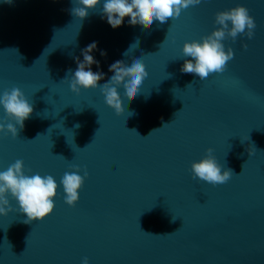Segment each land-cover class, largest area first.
<instances>
[{
	"label": "water",
	"instance_id": "obj_1",
	"mask_svg": "<svg viewBox=\"0 0 264 264\" xmlns=\"http://www.w3.org/2000/svg\"><path fill=\"white\" fill-rule=\"evenodd\" d=\"M103 3L80 20L74 0H0V95L19 88L33 107L15 139L0 132V172L22 160L25 175L58 185L53 211L28 224L6 196L0 264H264V0H202L151 30L128 17L113 29ZM237 5L253 17V37L222 41L234 53L223 73H182L183 43ZM92 42L91 70L105 75L77 94L69 80ZM134 59L148 75L131 102L118 87L117 115L99 86L112 63ZM9 122L0 106V124ZM208 148L235 173L227 183L193 177ZM74 166L88 176L70 207L61 180Z\"/></svg>",
	"mask_w": 264,
	"mask_h": 264
},
{
	"label": "clouds",
	"instance_id": "obj_2",
	"mask_svg": "<svg viewBox=\"0 0 264 264\" xmlns=\"http://www.w3.org/2000/svg\"><path fill=\"white\" fill-rule=\"evenodd\" d=\"M4 2L10 3V0H4ZM201 2L202 0H104L101 18L106 17L107 23L113 29L120 27L124 18L128 17L130 26L140 25L146 30H151L154 21L164 24L171 18L179 17L183 9L199 5ZM99 3L100 0H74V5L78 6L71 9V14L83 20L88 16L89 10L95 9ZM214 23L219 27L209 35L201 37L199 42L193 40L183 43L181 49L183 57H191V59L184 60L180 68L182 73H194L200 80L207 79L213 73H223L227 63L234 58V53L231 47L225 51L222 41L229 37L235 41L238 35L251 39L256 27L253 17L249 15V10L242 5L217 12ZM138 43L137 40L133 45L138 46ZM242 46L247 48V45ZM96 48L97 43L92 42L82 49L83 61L77 59V68L69 80L72 92L79 94L80 89H95L98 87V81L104 78L103 72L91 70L93 64L99 68V61L94 60L91 55ZM100 54L101 56L107 55L104 51H101ZM109 72H112L113 75L106 83L99 86L100 91L106 105L112 108L117 115H120L124 108L117 90L118 87L123 86L124 95L131 102L140 94L148 74L140 59H134L131 66H127L120 60L115 61L109 66ZM67 79L66 75L64 80ZM0 106L4 109L7 117L15 121V125L11 122L6 125L0 124V132L10 133L15 139L18 136L17 126L22 130L24 121L33 111L32 104L25 99L19 88L13 87L0 95ZM212 151L211 148L206 149L203 158L191 163V173L194 178L213 185L227 183L235 173L230 168L221 171V166L212 156ZM251 154L249 152V155ZM74 167L75 171L65 172L61 180L65 194L64 202L70 207L78 201V190L88 176L86 170H84L83 176L78 175L80 169ZM57 188L58 185L51 175L27 176L24 174L23 161L16 160L5 171L0 172V216H6L13 211L6 198L10 194L17 202L18 211L26 215V219L23 221L25 224L40 221L53 211V198L57 194ZM176 218L172 217V221L174 222ZM82 264H88L87 257L83 259Z\"/></svg>",
	"mask_w": 264,
	"mask_h": 264
}]
</instances>
